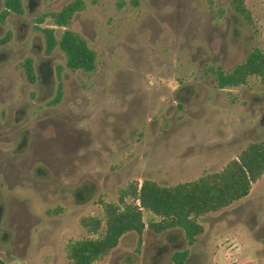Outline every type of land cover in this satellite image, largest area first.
Returning <instances> with one entry per match:
<instances>
[{
	"label": "rangeland",
	"instance_id": "374dc122",
	"mask_svg": "<svg viewBox=\"0 0 264 264\" xmlns=\"http://www.w3.org/2000/svg\"><path fill=\"white\" fill-rule=\"evenodd\" d=\"M69 1L23 0L24 13L0 24V38L11 32L0 44V258L7 263L68 264V244L100 237L105 203L121 207L129 187L220 171L264 137L260 78L219 88L211 71H231L253 48L264 51V0H244L248 18L232 0H83L69 28L95 51L91 72L69 69L59 47L44 52L39 28L52 22L36 18ZM53 28L59 38L63 29ZM84 182L96 191L81 203L61 194ZM124 202L139 205L127 194ZM140 209V241L125 233L93 264H135L137 256L138 264H172L174 250H187L183 264H264V173L247 196L199 217L203 232L192 245L181 230L149 228L159 217ZM94 218L97 232L89 230Z\"/></svg>",
	"mask_w": 264,
	"mask_h": 264
},
{
	"label": "trees",
	"instance_id": "16d2710c",
	"mask_svg": "<svg viewBox=\"0 0 264 264\" xmlns=\"http://www.w3.org/2000/svg\"><path fill=\"white\" fill-rule=\"evenodd\" d=\"M232 6L248 18L244 0H232ZM3 10L0 12V22L4 23L10 13L22 14V0H3ZM85 8L83 0H72L57 11H48L36 18L39 24L49 18L51 25L66 27L59 38L53 27H40L45 39V51L50 53L59 47L66 55V66L71 70L91 72L96 68V53L85 39L77 32L68 28L76 12ZM7 36L0 40L6 41ZM28 81L35 80V70L31 58L22 62ZM219 88L237 86L246 81L249 76H258L264 85V51L253 48L245 60L231 71L220 67L212 68ZM61 90L54 101H58ZM264 173V137L251 142L242 150L237 159L229 161L220 171L207 172L197 179L180 182L174 185H160L152 180H143L139 187L133 185L120 196L121 207L117 204L105 205V231L100 237L79 239L67 246L68 264H92L117 246L119 239L128 232L141 236L145 224L142 220L143 208L159 217V220L149 223V228L155 232L168 229H178L184 234L189 245H192L198 235L203 232V226L198 218L209 212H216L229 206L234 201L248 195L252 184ZM138 201L124 202L125 195ZM101 225L98 218L91 219L90 231L97 232ZM172 260L183 264L187 250L175 252ZM1 264V263H0Z\"/></svg>",
	"mask_w": 264,
	"mask_h": 264
},
{
	"label": "flooded vegetation",
	"instance_id": "af4514ba",
	"mask_svg": "<svg viewBox=\"0 0 264 264\" xmlns=\"http://www.w3.org/2000/svg\"><path fill=\"white\" fill-rule=\"evenodd\" d=\"M22 2H23V0H22ZM70 2V1H69ZM24 3V2H23ZM67 4V3H66ZM65 4V5H66ZM3 8H4V6H3ZM3 8H2V10H3ZM1 10V11H2ZM0 11V12H1ZM57 11V10H56ZM23 13H24V4H23ZM22 13V14H23ZM11 14H13V15H22V14H16V13H10V14H8L7 16H9V15H11ZM76 14V13H75ZM6 16V17H7ZM5 20H6V18H5ZM72 20V19H71ZM70 23H71V21H70ZM70 23H69V25H68V28H69V26H70ZM0 24H4V23H2V22H0ZM55 25H51V26H49V27H54ZM55 27H58V26H55ZM61 28L64 30L66 27H63V26H61ZM70 29V28H69ZM72 30V29H71ZM74 31V30H73ZM10 32V31H9ZM63 32V31H62ZM7 34H8V32L5 34V36H3V37H1L0 38V40L1 39H3V38H5L6 36H7ZM10 37H11V32H10ZM10 37L7 39V40H9L10 39ZM6 40V41H7ZM6 41H4V42H0V44H4ZM55 49V48H54ZM53 49V50H54ZM53 50L50 52V53H47L46 51H45V48H44V52H45V54H47V55H49V54H51L52 52H53ZM62 51V50H61ZM63 52V51H62ZM64 53V52H63ZM64 55H65V53H64ZM65 58H66V55H65ZM38 70L40 69V66H39V68H37ZM35 70V69H34ZM35 75H36V73H35ZM58 90H59V88H57ZM56 97V96H55ZM55 99V98H54ZM53 102H57V101H54L53 100ZM67 187H69V186H66V185H64V190H63V192H61V194H64L65 195V193H68V194H71V196H73L74 197V199H75V201L76 202H79V203H81L83 200H86V198H88V196H90V194H92V193H94L95 191H96V184H88V183H86V182H84V183H82V184H80V185H78V186H75V187H73V186H71V189L69 190ZM77 198V199H76ZM109 203H105V205H108ZM105 205H104V214H108V212H107V210H105ZM10 214V213H9ZM11 214H13V213H11ZM45 214H47V213H45ZM143 233V232H142ZM139 241H140V236H139ZM137 242V244L138 245H140V242ZM130 245H132L131 243H129ZM112 250V249H111ZM110 250V251H111ZM109 251V252H110ZM178 251H182V250H174V251H172V254H170L171 256L175 253V252H178ZM108 252V253H109ZM107 253V254H108ZM106 254V255H107ZM106 255H104V256H106ZM133 255H136V254H133ZM103 256V257H104ZM137 256V255H136ZM135 256V257H136ZM169 257V261L172 263V264H176L173 260H172V257ZM103 257H101V258H99L98 260H100V259H102ZM98 260H96V261H98ZM96 261H94V262H96ZM135 261V264H138V263H140V262H142L143 260H139V258H138V256H137V258L134 260ZM93 262V263H94ZM144 262H146V263H148L146 260H144ZM0 263L1 264H14V263H7V262H5L4 260H2L1 258H0ZM92 263V264H93ZM134 263V262H133ZM133 263H128L127 261H123L122 262V264H133ZM142 264V263H141ZM158 264H162V262L161 263H158ZM169 264V263H168Z\"/></svg>",
	"mask_w": 264,
	"mask_h": 264
}]
</instances>
